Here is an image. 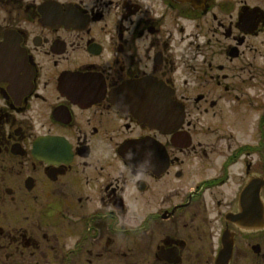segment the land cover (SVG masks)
I'll use <instances>...</instances> for the list:
<instances>
[{
	"label": "flooded vegetation",
	"instance_id": "1",
	"mask_svg": "<svg viewBox=\"0 0 264 264\" xmlns=\"http://www.w3.org/2000/svg\"><path fill=\"white\" fill-rule=\"evenodd\" d=\"M0 264H264V0H0Z\"/></svg>",
	"mask_w": 264,
	"mask_h": 264
},
{
	"label": "clouds",
	"instance_id": "2",
	"mask_svg": "<svg viewBox=\"0 0 264 264\" xmlns=\"http://www.w3.org/2000/svg\"><path fill=\"white\" fill-rule=\"evenodd\" d=\"M137 178H139V177H137Z\"/></svg>",
	"mask_w": 264,
	"mask_h": 264
}]
</instances>
